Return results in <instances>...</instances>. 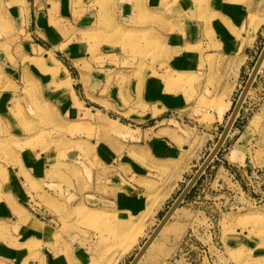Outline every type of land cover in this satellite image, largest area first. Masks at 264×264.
<instances>
[{"label": "rangeland", "instance_id": "obj_1", "mask_svg": "<svg viewBox=\"0 0 264 264\" xmlns=\"http://www.w3.org/2000/svg\"><path fill=\"white\" fill-rule=\"evenodd\" d=\"M249 6L263 14L264 20V0H249ZM117 7V0H0V96L8 93L12 98L9 113H0V200L5 199L9 181L18 178L13 168L21 165L26 151L51 153L56 166L47 181L56 186L47 190L42 184L29 183V196L17 199L34 217L54 219L57 234L51 248L85 243L86 231H94L100 236L102 262L111 259L107 264L119 263L131 251L142 232L140 227L152 222L161 207L162 221L213 152L264 48L263 30L251 51L252 62L242 74H236L234 82L224 84L214 69L206 76L203 67L198 75L176 77L164 71L168 65L163 38L145 28L155 20L148 23L145 15L138 13L134 19L119 23ZM120 24L129 31L119 35L114 29ZM37 41L51 45V59L42 56ZM58 56L70 65L71 85L78 99L74 92L59 97L66 90L63 80L67 72L64 63L56 60ZM150 73L172 83L196 85L203 92L198 91L184 111L165 117V111L149 106L142 93ZM255 90V99L240 112L233 134L211 164L222 172L217 168L208 174L198 195L193 189L192 197L202 201L212 183L217 185L214 192L220 198L215 197L219 198L215 203H220V208L215 207L213 213L210 204L214 201L210 200L202 206L211 216V222L203 223L209 233L188 236L185 248L173 255L171 264H264V70ZM70 101L71 121L62 113ZM225 101L231 103V110L219 119L214 108ZM254 117L258 118L253 127H262V141L250 143L244 166L228 156ZM150 118L154 120L151 128L162 130L158 137H167L180 148L187 145L189 156L179 163L156 165L164 196L155 183L140 182L149 211L139 228L121 236V229L113 232L116 229L108 216L96 211V206L90 210L84 205L85 187L100 193L102 183L116 177L118 159L123 160L132 144H144L153 132L149 130ZM171 172L180 176L170 180ZM114 182L108 181L105 193ZM172 193L169 205L163 207ZM38 250H42L41 245L34 248V260ZM0 264L17 263L13 259Z\"/></svg>", "mask_w": 264, "mask_h": 264}, {"label": "crops", "instance_id": "obj_2", "mask_svg": "<svg viewBox=\"0 0 264 264\" xmlns=\"http://www.w3.org/2000/svg\"><path fill=\"white\" fill-rule=\"evenodd\" d=\"M117 5L119 23L134 19L138 13L144 14L148 23H151L152 18L155 20L154 25L145 28L155 30L163 38L168 65L164 71L166 74H174L176 77L198 75L203 67L206 76L209 69H214L220 72L224 78V84L229 81L234 82L236 78H233L236 77V74H242L246 70V65L252 62L251 51L264 30L263 14L253 12L249 6V0H117ZM124 25L120 24L114 30H117L119 35L120 31H129ZM172 28H177L178 31L173 33ZM37 46L43 52L42 56L46 60L51 59L48 55L51 45L44 41H37ZM58 57L59 60H56L59 63H64L63 66L67 72V76L63 80L66 90L59 97L63 99L74 92L75 98L78 99L76 89L74 85H71L74 79L69 72L70 65L63 57ZM210 62L212 63L210 64ZM263 70L264 66L257 80ZM257 80L244 103L241 114L246 111V108L252 104L256 97ZM57 84L59 85L60 81ZM143 90L142 93H145L148 105L158 106L159 111H165V117L184 111L189 107V101L193 97L196 98V94L200 91L203 92L198 90L196 85L185 86L181 83H172L168 79L154 77L152 73L145 81ZM11 99L8 93L1 94L0 113H9ZM65 104L62 113L66 119L71 121L72 112L67 106H70L72 102ZM214 110L217 112L214 114L218 115L219 119L225 118L231 110V103L225 101V105L215 107ZM257 118L254 117L246 130L240 134L228 156L244 166L248 162L250 143L262 141V127L260 130L253 127V124L257 123L255 121ZM149 123V130L153 132L148 133V139H145L144 144H132L130 149L124 153L123 160L118 159L117 161L116 177L107 178L108 181H115L116 183H113L115 186L107 188L108 192L106 193L104 191L108 181L106 185L104 182L102 183L100 193L96 189L94 191L93 187L90 191L87 186L85 187L84 205L90 207V210L96 206V211L108 216V220L116 229L113 232H118V229H121V236L130 232L132 228H139L144 222V215L149 211L150 205L144 200L145 191L141 188L140 182L155 183L158 186V193L164 196L165 190L162 189L160 183L161 173L155 171L156 165L179 163L189 156L187 145L180 148L167 137H158L156 134L162 130L159 131L156 127L151 128L154 123L152 118L149 119ZM233 131L234 129L231 135ZM141 158H144L145 161H141ZM21 159V165L13 168V172L18 178L14 177L9 181L6 188L7 193L4 195L5 199L0 200V261L7 263L14 259L17 264H107L108 261H111V259H105L106 262H102L103 252L99 249L98 244L100 236L94 231H86L87 236H85L91 238L92 242H89L87 238L85 243L72 242L71 247L63 246L59 250L55 247L51 248V245L55 244L52 243L57 234V229L52 224L54 219L34 217L17 198L25 197V194L28 195L27 188L29 186L27 184L29 183L42 184L47 190L50 188L51 184L47 178L56 166V157L51 153L28 150ZM217 168L213 165L209 167L194 188L195 194L192 191L187 201L175 213L138 264H171L173 255L181 253L185 248V239L188 236H197V238L198 236H207L209 232L204 228L203 223L211 222V216L209 211L202 206L207 205L206 201L210 200L214 201L210 204L213 213L215 207L220 208V203H215L220 198V195L214 192L217 190V185L212 183L207 191L208 194L202 198V201H200V197H192V194L198 195L197 192L199 193L202 188L204 179ZM218 171L222 172L221 168H218ZM186 174L187 172L183 173V177ZM223 174L229 176L226 173ZM178 175L180 176L179 173L171 172L168 178L172 180ZM162 180L165 181V178ZM55 186L54 183L51 187ZM47 190L43 192L49 195ZM173 196L172 193L163 207H166V204L169 205ZM218 196L219 198H215ZM161 212H163L162 207L156 210L152 222L140 227L142 232L139 231L141 234H139L136 244L126 256L119 258V263L116 260L117 264L132 263L159 226ZM40 245L42 250L36 252L38 257L35 256L34 260V248H40Z\"/></svg>", "mask_w": 264, "mask_h": 264}, {"label": "water", "instance_id": "obj_3", "mask_svg": "<svg viewBox=\"0 0 264 264\" xmlns=\"http://www.w3.org/2000/svg\"><path fill=\"white\" fill-rule=\"evenodd\" d=\"M264 66V48L253 68V71L249 77V80L237 102L235 105V108L233 109V112L229 118V121L225 127V130L223 134L221 135L215 149L211 154L208 156V158L205 160L201 168L197 171L196 175L191 179L190 183L186 186L185 190L182 192V194L178 197V199L175 201V203L172 205L170 210L167 212L165 217L162 219L161 223L153 233V235L150 237V239L145 243L142 250L139 252V254L135 257V259L132 261L131 264H138L141 259L144 257L150 246L154 243V241L158 238V236L161 234L165 226L170 222V220L173 218L175 213L181 208L183 203L187 200L188 196L191 194L193 189L196 187L200 179L203 177L205 172L209 169L211 164L214 162L215 158L218 156L220 151L222 150L224 144L226 143L228 137L230 136V133L232 132V129L234 128L235 123L238 120V117L240 115V112L243 108V105L262 69Z\"/></svg>", "mask_w": 264, "mask_h": 264}, {"label": "bare ground", "instance_id": "obj_4", "mask_svg": "<svg viewBox=\"0 0 264 264\" xmlns=\"http://www.w3.org/2000/svg\"><path fill=\"white\" fill-rule=\"evenodd\" d=\"M165 227H166V226H165ZM152 235H153V234H152ZM152 235H151V236H152ZM151 236H150V237H151ZM149 239H150V238H149ZM149 239H148V240H149ZM148 240H147V241H148ZM154 242H155V241H154ZM153 244H154V243H153ZM153 244H152V245H153ZM152 245H151V246H152ZM151 246H150V247H151ZM141 250H142V249H141ZM148 250H149V249H148ZM146 253H147V252H146ZM144 256H145V255H144ZM142 259H143V258H142ZM142 259H141V260H142Z\"/></svg>", "mask_w": 264, "mask_h": 264}]
</instances>
